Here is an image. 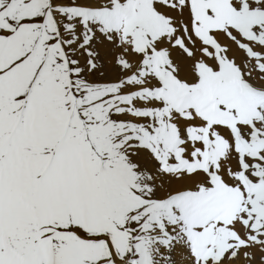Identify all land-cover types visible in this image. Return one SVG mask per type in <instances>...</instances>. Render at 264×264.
Returning a JSON list of instances; mask_svg holds the SVG:
<instances>
[{"label": "snow or ice", "instance_id": "1", "mask_svg": "<svg viewBox=\"0 0 264 264\" xmlns=\"http://www.w3.org/2000/svg\"><path fill=\"white\" fill-rule=\"evenodd\" d=\"M0 264H264V0H0Z\"/></svg>", "mask_w": 264, "mask_h": 264}]
</instances>
